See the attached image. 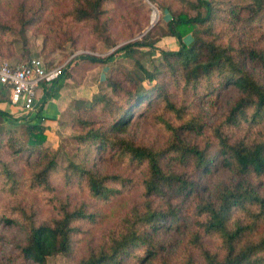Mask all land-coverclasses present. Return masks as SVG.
Instances as JSON below:
<instances>
[{"label": "trees", "instance_id": "obj_1", "mask_svg": "<svg viewBox=\"0 0 264 264\" xmlns=\"http://www.w3.org/2000/svg\"><path fill=\"white\" fill-rule=\"evenodd\" d=\"M45 1L43 8L31 11L21 5L13 18L20 24L23 49L28 44L25 31L35 27L62 45L65 22L86 25L95 34L107 25L104 16L111 0ZM177 2L189 5L186 9L194 13L164 6L170 18L163 33L151 40L148 31L116 51L133 57L142 48L153 49L165 36L176 38L178 48L160 49L163 60L152 70L138 63L139 79L108 77L116 99L99 94L86 109L98 113L103 122L85 115L77 120L83 131L78 136L82 146L108 148L119 160L142 166L140 179L99 172L83 159L60 165L45 146L48 127L40 106L23 117L27 122L19 125L20 131L3 133L0 226L23 232L5 264L22 260L45 264L48 257L65 254L73 264H264V44L249 45L238 34L257 24L256 29L264 32V0ZM12 25L0 21V36L12 31ZM190 34L192 40L186 43L184 38ZM15 43L0 37V56H12ZM112 57L114 53L82 55L81 59L97 65ZM166 76L180 89L181 101L172 99ZM58 80L45 88L46 96H51ZM144 80L156 83L146 88ZM228 88L236 89L238 95L202 134L203 123L184 102L192 96L202 101L213 94L217 101ZM154 94L160 98V111L154 112L153 120L170 135L166 145L153 147L118 136L132 122L136 107ZM0 116L9 118L2 110ZM185 133L195 137L188 140ZM4 146L13 155L36 154L37 162L24 172L3 156ZM219 168L230 177L200 195L204 176ZM130 191H137L135 197L116 211L105 212L104 206ZM27 193L35 196L28 198ZM80 194L86 197L79 198ZM190 199L196 202L189 214L183 204ZM190 215L179 246L159 255L163 250L159 230L185 226Z\"/></svg>", "mask_w": 264, "mask_h": 264}, {"label": "rangeland", "instance_id": "obj_2", "mask_svg": "<svg viewBox=\"0 0 264 264\" xmlns=\"http://www.w3.org/2000/svg\"><path fill=\"white\" fill-rule=\"evenodd\" d=\"M44 4H47V1L0 0V21L13 24L12 31L4 33L0 37L6 40H16L14 54L10 57L0 56V61L16 63L32 57H38L49 67L68 64L65 74L70 73L71 68H74L79 62H82L86 66L89 65L87 70L74 71V75L72 76L73 80L71 81L74 85L81 86L84 84L86 72L91 71L92 76H90L91 79L88 76L87 85L88 88L90 85L94 87L91 91L90 89L87 92L86 90L83 91L80 97H76L70 101L66 110H64L58 120L57 128L54 132L50 133L49 139L46 140L45 146L55 155L57 162L62 166H66L70 161H80L83 159L93 169L99 172L107 174L119 173L132 180L140 179L143 176L142 166L119 160L113 151L108 148L99 149L96 145L89 148L82 146L78 141V136L82 135L83 131L78 126L77 120L79 115H85L96 119L98 123L103 122V117L99 116L98 113L86 111V109L96 95L105 94L112 99H116V95L113 94L107 84V78L113 75H117L118 77L129 75L134 79H139L142 77V73L138 69V63L146 69L152 70L155 65L163 60L160 49L172 51L175 47L170 42L162 45V42L158 41L153 49L142 48L140 52H135L133 57H127L124 52H118L116 50L128 42L141 39L148 31H151V40L163 33L166 29V22L170 18V14L167 10H163L162 7L171 6L173 10L179 11L182 10L181 8L186 9V7L190 8V6L186 5V7H183L177 0H111L106 6V14L104 16L107 25L99 29L96 34L91 33L86 25L80 23L70 25L68 22H65L64 34L61 38L60 36L58 37L63 41L62 45H56L52 42L50 36L47 35L49 33L44 29L35 27L25 31L24 34L27 37L28 44L26 49H23L20 24L16 23L13 18L17 16L18 9L21 5L25 9H28V11H31L33 10L32 8L35 9L41 6L43 8ZM154 10H156L155 13ZM188 12L194 13L193 11ZM258 26L259 24L255 28L245 32L240 30L238 34L249 45H263L264 37L261 35L263 31L256 29ZM191 40V34L185 37L186 43ZM112 53H114V57L105 63H99L97 65L81 59L82 55L105 57ZM155 83V81H142V84L146 88H152ZM164 83L167 89L172 91V99L174 101H181L183 96L180 89L173 84L168 76L165 77ZM237 95L238 92L236 89L228 88L221 93L217 101L213 98V94L203 98L202 101H198L196 100V96H192L184 103L189 104V112L193 116L195 113L197 119H199L198 121L201 124L203 123V134L206 133L208 124L215 122ZM159 99L154 94L151 100H146L136 107L132 122L127 127V130L123 133H118V136H127L135 141L146 143L153 147L160 148L165 146L170 135L153 120L154 112L158 113L160 111ZM199 102L201 103L199 104ZM166 116L170 118V116ZM10 117L6 121L0 118V138L4 136L3 133L6 131H20L21 128L19 125L27 122V118H23L24 116L21 115L19 117ZM20 133L18 132V134ZM184 136L188 140L195 137L193 133H185ZM1 152L6 159L13 162L14 167H22L24 172L27 169H31L34 163L37 162L36 154H32L31 156L27 153L24 155H13L8 151L6 146L1 148ZM228 177H230V173L223 168H219L204 176V190L200 195H207L217 183L224 181ZM132 184L129 183L130 186ZM136 192L130 191L128 192L129 194L120 198V201H112L109 206H104L105 212L110 214L120 206H124L125 204L123 202L135 197ZM30 196L34 197L35 195L33 193H27L26 197L29 198ZM81 197L84 198L86 195L82 194L81 196L80 194L79 198ZM195 202V199L186 200L183 204V209H188L190 214L193 211V204ZM191 220L192 217L190 215L186 219L185 226L167 227L159 230L158 235L163 245V250L159 252V255L173 251L179 246L184 232L189 228ZM22 237L23 232L19 229L0 226V264H5L6 260L14 255L15 249L13 248V243ZM20 264L35 263L29 260H22ZM45 264H73V260L66 254L55 255L48 257Z\"/></svg>", "mask_w": 264, "mask_h": 264}, {"label": "built area", "instance_id": "obj_3", "mask_svg": "<svg viewBox=\"0 0 264 264\" xmlns=\"http://www.w3.org/2000/svg\"><path fill=\"white\" fill-rule=\"evenodd\" d=\"M67 65L48 67L38 57L16 63L0 61V87L9 88L10 103L19 107L26 117L38 110V88L42 84L49 86L62 77Z\"/></svg>", "mask_w": 264, "mask_h": 264}, {"label": "crops", "instance_id": "obj_4", "mask_svg": "<svg viewBox=\"0 0 264 264\" xmlns=\"http://www.w3.org/2000/svg\"><path fill=\"white\" fill-rule=\"evenodd\" d=\"M185 40V38H184ZM159 42H162V45H164L167 42H170L173 44L175 48L173 50L178 48V43L176 38L172 36H166L163 37ZM49 67V66H48ZM88 66L84 65V63H78L74 68H71L70 73H66L63 77H61L53 86V89L51 91V96L48 97L45 94V88L48 86L45 84H42L38 90H37V104L38 108L40 106V115L43 117V123L48 127L46 130L47 134V140L50 137V133L54 132V130L57 128L58 120L60 119V116L63 114L64 110H66L67 106L69 105L70 101L76 97H80L81 93L83 91L90 89V91L94 88L93 86H89L88 88V82L87 78L89 76H92L91 71L86 72V78L84 79V84L76 86L72 83L71 80H73L72 76L74 75V71H85L87 70ZM82 69V70H80ZM95 72V71H94ZM92 83V82H91ZM87 86V87H86ZM85 92V93H86ZM10 96V90L6 87H0V110L8 114V116H16L19 117L22 115L21 110L19 107L14 106L9 101ZM47 97V99L44 102V99ZM9 116L8 119L11 117ZM1 119L7 120L0 116Z\"/></svg>", "mask_w": 264, "mask_h": 264}, {"label": "bare ground", "instance_id": "obj_5", "mask_svg": "<svg viewBox=\"0 0 264 264\" xmlns=\"http://www.w3.org/2000/svg\"><path fill=\"white\" fill-rule=\"evenodd\" d=\"M156 10H154V13H155ZM154 15V14H153Z\"/></svg>", "mask_w": 264, "mask_h": 264}]
</instances>
